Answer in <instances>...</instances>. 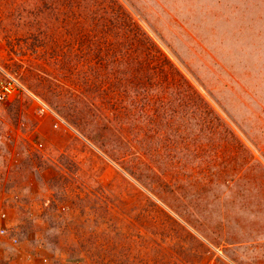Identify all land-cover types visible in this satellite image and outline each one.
<instances>
[{
	"label": "rangeland",
	"instance_id": "1",
	"mask_svg": "<svg viewBox=\"0 0 264 264\" xmlns=\"http://www.w3.org/2000/svg\"><path fill=\"white\" fill-rule=\"evenodd\" d=\"M0 64V264H264V0H0Z\"/></svg>",
	"mask_w": 264,
	"mask_h": 264
},
{
	"label": "built area",
	"instance_id": "2",
	"mask_svg": "<svg viewBox=\"0 0 264 264\" xmlns=\"http://www.w3.org/2000/svg\"><path fill=\"white\" fill-rule=\"evenodd\" d=\"M22 94L29 96L36 103L38 112L40 114L51 113L55 115L49 106L33 93H31L14 73L5 69L0 64V102L13 100Z\"/></svg>",
	"mask_w": 264,
	"mask_h": 264
},
{
	"label": "trees",
	"instance_id": "3",
	"mask_svg": "<svg viewBox=\"0 0 264 264\" xmlns=\"http://www.w3.org/2000/svg\"><path fill=\"white\" fill-rule=\"evenodd\" d=\"M159 53H161V52L159 51ZM168 63H170V67H171L172 72L177 71L180 73V71L177 69V67L173 63H171L170 61H168ZM186 83H188V82L186 81Z\"/></svg>",
	"mask_w": 264,
	"mask_h": 264
}]
</instances>
